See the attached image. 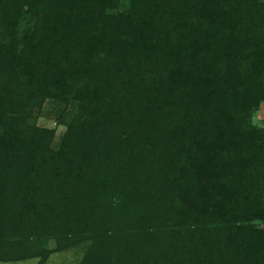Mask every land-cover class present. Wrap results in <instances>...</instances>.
Returning <instances> with one entry per match:
<instances>
[{"label":"trees","instance_id":"trees-1","mask_svg":"<svg viewBox=\"0 0 264 264\" xmlns=\"http://www.w3.org/2000/svg\"><path fill=\"white\" fill-rule=\"evenodd\" d=\"M263 105L264 0H0V263L264 264Z\"/></svg>","mask_w":264,"mask_h":264},{"label":"rangeland","instance_id":"rangeland-1","mask_svg":"<svg viewBox=\"0 0 264 264\" xmlns=\"http://www.w3.org/2000/svg\"><path fill=\"white\" fill-rule=\"evenodd\" d=\"M62 106L54 100L48 99L40 109L35 110L33 121L41 126L56 128V142H58L65 131V126L59 124L58 117ZM253 121L257 125H262L264 121V105L258 110ZM79 259L78 253L75 250H66L54 252L50 255L45 264H76ZM37 258H31L17 262H1L0 264H36Z\"/></svg>","mask_w":264,"mask_h":264}]
</instances>
